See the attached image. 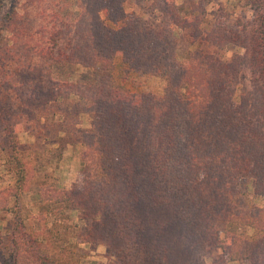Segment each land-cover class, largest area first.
<instances>
[{
  "label": "trees",
  "instance_id": "obj_1",
  "mask_svg": "<svg viewBox=\"0 0 264 264\" xmlns=\"http://www.w3.org/2000/svg\"><path fill=\"white\" fill-rule=\"evenodd\" d=\"M75 2L68 17L87 23L83 48L59 45L58 27L0 44V154L14 176L0 189L10 216L0 264H55L72 213L84 224L78 244L104 247L107 264H264V206H238L244 179L264 198V0H244L256 19L250 45L241 21L211 23L194 0H147L140 15L129 0ZM73 67L93 77L81 81ZM138 77L162 80V93L137 92ZM19 131L59 152L79 146V182L64 190L47 173L29 177ZM27 192L37 215L21 201Z\"/></svg>",
  "mask_w": 264,
  "mask_h": 264
},
{
  "label": "rangeland",
  "instance_id": "obj_2",
  "mask_svg": "<svg viewBox=\"0 0 264 264\" xmlns=\"http://www.w3.org/2000/svg\"><path fill=\"white\" fill-rule=\"evenodd\" d=\"M76 0H0V44L2 45H23V42L30 40L32 36L33 41L40 40L45 37L46 29H55L58 27L59 45H65L67 42H73V45H79L83 48L85 45V38L83 36L85 27L87 25L85 19L83 21L72 22L69 20V15L72 17L77 13L74 8ZM177 5H181L190 0H174ZM196 3L200 2L203 8L206 9V20L209 22L224 21L227 25H234L237 21H241V27L246 28L247 45H250V40L253 30L256 27V19L253 12L244 3V0H194ZM147 0H129L127 4V12H135L140 15L142 10L146 7ZM201 9V7H200ZM55 15L66 17L61 23L55 22ZM11 31L16 32L14 40ZM19 33V34H18ZM41 33V35H40ZM18 34V35H17ZM10 39L12 42H10ZM9 47V48H10ZM234 51L230 50L227 57H230ZM238 54L242 55L245 50H236ZM84 55V54H82ZM114 78L116 84L120 83L123 77L124 66L121 64L119 58L114 61ZM74 73L80 80L83 81L93 77V73L86 69L73 67ZM67 69L64 70V74ZM73 80V79H70ZM137 85L139 86L137 92H148L154 94H161L164 88V83L158 78L138 77ZM241 90H248L250 88L249 75L245 74L240 80ZM132 84L129 82L124 84V88L130 89ZM61 116L50 117L49 120L58 122ZM90 118L84 119L82 122L83 128L89 127ZM17 140L26 155L23 160L29 171V177L33 175L34 170L40 173L39 176L48 174L49 181L59 189L69 190L73 184L79 182L81 179V163L80 153L81 149L77 145H67L59 152L57 145L52 144L50 140L35 141L34 137L27 132L19 131L17 133ZM25 148V149H24ZM55 158L54 163H50ZM4 157L0 154V189H5L14 185V176L12 171H8L9 165H3ZM40 165L41 167H38ZM32 190L35 186L32 185ZM239 190L242 197L239 198L238 206L244 203L248 206L263 207L264 198L255 197L253 194V184L249 180H242L239 184ZM33 192L24 193L21 196V201L26 207L37 215L38 209L32 207ZM31 203V204H30ZM10 219L9 215H4L0 212V220H4V226L0 228L2 232L6 227V222ZM52 219H49V223ZM62 228L59 227V239L55 240V245L51 257L55 264L60 261L68 260L70 264H107L110 262L106 250L102 246H88L78 244L77 236L83 234L84 224L77 218L76 213H72L71 219L61 221ZM50 227V224H48ZM249 235L251 231L247 232ZM57 248H64L67 255L57 254ZM64 264V262L62 263ZM236 264V263H229Z\"/></svg>",
  "mask_w": 264,
  "mask_h": 264
},
{
  "label": "crops",
  "instance_id": "obj_3",
  "mask_svg": "<svg viewBox=\"0 0 264 264\" xmlns=\"http://www.w3.org/2000/svg\"><path fill=\"white\" fill-rule=\"evenodd\" d=\"M31 204V203H30ZM26 206V205H25ZM31 206H32V204H31ZM4 220L2 221V220H0V228H2L3 226H4Z\"/></svg>",
  "mask_w": 264,
  "mask_h": 264
}]
</instances>
